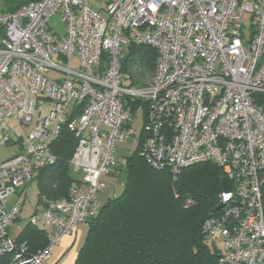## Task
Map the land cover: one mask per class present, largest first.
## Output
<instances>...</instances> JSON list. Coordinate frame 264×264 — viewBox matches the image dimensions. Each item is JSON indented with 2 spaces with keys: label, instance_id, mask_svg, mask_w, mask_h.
I'll list each match as a JSON object with an SVG mask.
<instances>
[{
  "label": "built area",
  "instance_id": "obj_1",
  "mask_svg": "<svg viewBox=\"0 0 264 264\" xmlns=\"http://www.w3.org/2000/svg\"><path fill=\"white\" fill-rule=\"evenodd\" d=\"M57 13L63 37L49 27ZM130 46L157 53L149 84L134 85L135 64L123 70L120 49ZM258 96L264 100V0H103L99 10L88 0H39L0 10V122L21 133L19 152L0 164V258L45 264L63 237L97 217L103 179L127 164L117 145L133 139L156 170L218 166L230 188L203 222V236L221 239V264H264ZM72 105L78 110L67 128L77 144L69 165L83 190L70 188L30 217L51 228L46 246L30 254L10 234L20 205L8 199L56 163L51 145ZM140 107L138 133L131 122ZM9 142L4 135L0 146Z\"/></svg>",
  "mask_w": 264,
  "mask_h": 264
},
{
  "label": "trees",
  "instance_id": "obj_2",
  "mask_svg": "<svg viewBox=\"0 0 264 264\" xmlns=\"http://www.w3.org/2000/svg\"><path fill=\"white\" fill-rule=\"evenodd\" d=\"M36 1L0 0V10L11 13ZM128 53V60H122L123 70L128 63L155 70L158 57L152 48L130 46ZM257 102L264 112L261 96ZM70 108L51 145L56 163L38 171L37 197L44 206L66 198L72 184L78 182L69 165L77 142L67 128L78 108ZM139 150L136 147L127 158L121 193L108 199L97 217L86 223L87 235L74 264H221L215 241L205 239L201 228L219 203L222 170L207 162L172 175L147 165ZM262 205L264 213V187ZM14 241L34 254L46 246L47 236L28 222ZM0 264H10V254L3 255Z\"/></svg>",
  "mask_w": 264,
  "mask_h": 264
},
{
  "label": "rangeland",
  "instance_id": "obj_3",
  "mask_svg": "<svg viewBox=\"0 0 264 264\" xmlns=\"http://www.w3.org/2000/svg\"><path fill=\"white\" fill-rule=\"evenodd\" d=\"M91 8L93 10H99L100 7H102L103 0H88ZM49 27L51 28L52 32L58 34L59 36L63 37L65 29L63 24L61 23V18L59 13H57L49 22ZM120 54L123 55L125 60H128L129 58V53L128 50L125 48L120 49ZM72 66H76V62L74 59L72 60ZM154 71H148L143 68H136L131 76V80L134 83V85H145L149 84L152 78ZM53 74L50 73L48 74V77H51ZM144 116H145V109L143 107H140L139 109L134 111V117L131 122L132 128L136 132H140V129L142 127L143 121H144ZM13 128H15L14 123ZM30 129L29 127L27 129H24L23 134L26 133V131ZM18 131V130H17ZM19 132V131H18ZM134 140L129 139L125 143H120L117 145L118 151L116 153L117 158L119 160L123 158H128L134 153ZM14 155V148L11 146H0V164L4 162L5 160L9 159ZM117 174L113 177H106L103 179L105 183V189L98 195L100 204L103 206L104 203L107 202V199L112 198L113 196H118L122 189L123 185L125 182V177H126V166L120 167L119 170H117ZM77 175V174H75ZM78 175L77 177H79ZM36 193H37V187L35 183H31V185L28 187L27 190V196L24 200L23 204V210H22V216H26L31 212L35 202H36ZM21 218L20 224L23 225L27 221L26 218ZM215 248L218 251H221L222 249V241L221 239H217L215 241Z\"/></svg>",
  "mask_w": 264,
  "mask_h": 264
},
{
  "label": "crops",
  "instance_id": "obj_4",
  "mask_svg": "<svg viewBox=\"0 0 264 264\" xmlns=\"http://www.w3.org/2000/svg\"><path fill=\"white\" fill-rule=\"evenodd\" d=\"M27 128H28L27 126H23L22 127V132L25 131L24 129H27ZM29 130L30 129H28L26 131V133H28ZM4 135H8V138L10 140V142L7 145H5V146L13 147L14 148V154L19 152V150H20L19 139H20V136H21L20 131L18 132L17 129L13 128V124L12 123L0 122V139ZM134 150H135V148H134ZM117 151H118V148H117ZM117 173L118 172L115 171V173L110 175V177H112V176L114 177ZM38 174H39V172H37L35 174L33 180L30 183H28L22 190H20L16 194L12 195L8 199V206H12L13 204H16V203H18L20 205V213L18 215V218L12 224V226L10 228V234H11L13 239H15L17 237V235L20 233V231L29 222L30 217H32L35 214H39L41 212V210L43 209V207H44L43 204L38 202V197H37L38 190H37L36 202H35L32 210H31V212H29V214L24 216V217L22 216L23 204H24V200H25V198L27 196L28 187L31 185V183H35L36 187H37ZM75 174H77V173L73 172L72 176L78 182H75L74 184H72L71 188H76V189L83 190V186H82V183H81V180H82L81 176L77 177L79 174H77V175H75ZM98 202L100 204L99 197H98ZM22 217L27 219L26 220L27 222L25 224H23V225H21L19 223ZM37 227H39L40 229H42L45 232V234L47 236V240H48V236H49V234L51 232V228L50 227H45L41 223H38ZM87 230H88L87 224L86 223L85 224H81V225H79L76 228V230H75V232L73 234L63 237L61 242H60V244L57 245V246H54L51 249L50 257L46 260L45 264H74V262H75V260L77 258L78 252H79V250L81 249V247L84 244V241H85V238H86V235H87Z\"/></svg>",
  "mask_w": 264,
  "mask_h": 264
},
{
  "label": "water",
  "instance_id": "obj_5",
  "mask_svg": "<svg viewBox=\"0 0 264 264\" xmlns=\"http://www.w3.org/2000/svg\"><path fill=\"white\" fill-rule=\"evenodd\" d=\"M229 188H230V181L228 178H223L222 179V191L224 193H227L229 191ZM107 205V203L105 204ZM105 205L102 206L105 207ZM223 207L222 204H218L212 211H211V214H215L216 212H218L219 210H221V208Z\"/></svg>",
  "mask_w": 264,
  "mask_h": 264
}]
</instances>
